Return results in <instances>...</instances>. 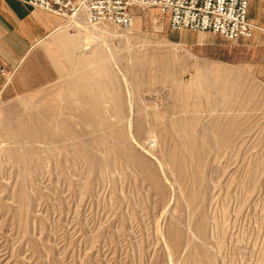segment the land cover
Wrapping results in <instances>:
<instances>
[{
	"label": "rangeland",
	"instance_id": "1",
	"mask_svg": "<svg viewBox=\"0 0 264 264\" xmlns=\"http://www.w3.org/2000/svg\"><path fill=\"white\" fill-rule=\"evenodd\" d=\"M134 25L0 94V264H264V45Z\"/></svg>",
	"mask_w": 264,
	"mask_h": 264
},
{
	"label": "crops",
	"instance_id": "2",
	"mask_svg": "<svg viewBox=\"0 0 264 264\" xmlns=\"http://www.w3.org/2000/svg\"><path fill=\"white\" fill-rule=\"evenodd\" d=\"M248 19L254 26L249 39L264 45V0L249 1ZM63 24L62 17L21 0H0V94H21L47 84L66 68V61H73L64 52L71 56L80 43Z\"/></svg>",
	"mask_w": 264,
	"mask_h": 264
},
{
	"label": "built area",
	"instance_id": "3",
	"mask_svg": "<svg viewBox=\"0 0 264 264\" xmlns=\"http://www.w3.org/2000/svg\"><path fill=\"white\" fill-rule=\"evenodd\" d=\"M64 19L63 26L79 29L112 24L125 31L133 28L136 9L156 8L173 31H211L229 41L251 38L248 19L250 0H21ZM5 75L6 70L1 69ZM10 77H8V80Z\"/></svg>",
	"mask_w": 264,
	"mask_h": 264
},
{
	"label": "bare ground",
	"instance_id": "4",
	"mask_svg": "<svg viewBox=\"0 0 264 264\" xmlns=\"http://www.w3.org/2000/svg\"><path fill=\"white\" fill-rule=\"evenodd\" d=\"M137 17H138V16H137ZM138 19H140V18H138ZM76 22H79L80 26H83V27L85 26V25H84L83 23H81L80 21H76ZM134 24H135V22H134ZM83 27H82V28H83ZM136 28H137V25H134L132 29H133V30H136ZM65 29H68V28H65ZM79 29H81V27H80ZM132 29H130V30H132ZM68 30H69V29H68ZM69 31H70V30H69ZM105 31H106L107 33H109L110 35H112V37L114 36V34H111V33H110V30H109V29H106ZM114 37H115V36H114ZM74 39H76V38H74ZM63 42H64V41H63ZM82 44H83L84 47H87V46H89L90 42H86V41H85V43H82ZM83 49H84V48H83ZM110 54H111V53H110ZM108 58H109V57H108ZM112 58H113V56H112ZM165 71H166V70H165ZM103 85H104V84H103ZM90 90H91V89H90ZM89 93H90V92H89ZM91 93H92V92H91ZM91 93H90V94H91ZM94 100H95V99H94ZM97 101H98V100H97ZM96 107H97V106H95V107L92 106L93 109L96 108ZM22 126H23V125H22ZM25 126H26V125H25ZM23 128H24V127H23ZM25 128H26V127H25ZM21 129H22V128H21ZM21 129H20V130H21ZM28 129L31 131V126H29ZM25 130H26V129H24V131H25ZM19 132H20V131H19ZM12 134H13V133H12ZM29 134H30V133H29Z\"/></svg>",
	"mask_w": 264,
	"mask_h": 264
}]
</instances>
